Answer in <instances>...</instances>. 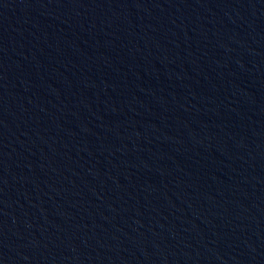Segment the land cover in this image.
Masks as SVG:
<instances>
[{
  "label": "water",
  "instance_id": "obj_1",
  "mask_svg": "<svg viewBox=\"0 0 264 264\" xmlns=\"http://www.w3.org/2000/svg\"><path fill=\"white\" fill-rule=\"evenodd\" d=\"M0 264H264V0H0Z\"/></svg>",
  "mask_w": 264,
  "mask_h": 264
}]
</instances>
